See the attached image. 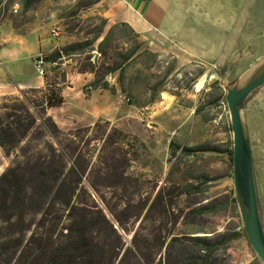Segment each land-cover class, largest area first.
Instances as JSON below:
<instances>
[{"label":"rangeland","instance_id":"374dc122","mask_svg":"<svg viewBox=\"0 0 264 264\" xmlns=\"http://www.w3.org/2000/svg\"><path fill=\"white\" fill-rule=\"evenodd\" d=\"M24 1L11 0L10 15L18 24L45 26L55 48L89 42L102 22L104 27L89 55H72L55 70L41 64L49 82L66 80L58 131L34 109L37 119L27 137L12 151L0 147V264H30L37 254L39 264H67L58 255L64 248L77 254L69 264L87 255L92 264H182L198 252L185 236L233 233L238 235L214 252L211 264H262L241 233L239 209L232 201V162L224 151L232 148V132L228 109L220 100L245 76L216 77L198 65L174 71L168 55H134L121 69L105 75L115 93L100 88L94 93L95 117L86 124L76 122L73 94L81 95L94 79L84 67L90 59L97 74H103L111 65L97 45L118 23L110 20L106 0H29L27 9ZM53 26L61 32L56 39L49 35ZM112 38L103 49L116 59L139 43L133 31L125 35L119 29ZM144 49L141 45L138 52ZM40 96L30 89L0 95L1 117ZM103 107L111 111V119L96 117ZM263 110L264 84L250 93L242 111L252 136L264 220V134L258 125ZM184 146L214 149L183 154ZM40 170L48 176H41ZM55 175L60 176L57 181ZM10 187L9 196L2 199ZM207 203L219 209L200 211Z\"/></svg>","mask_w":264,"mask_h":264},{"label":"crops","instance_id":"0c3cea01","mask_svg":"<svg viewBox=\"0 0 264 264\" xmlns=\"http://www.w3.org/2000/svg\"><path fill=\"white\" fill-rule=\"evenodd\" d=\"M106 5L110 20L127 25L142 46L172 57L174 71L198 65L216 77H241L264 61V0H106ZM10 11L8 8L0 20V95L44 87L35 57L56 47L45 26L18 24ZM64 91L63 88V97ZM97 91H91L88 97L82 91L81 95L73 94L71 114L76 122L86 124L95 117ZM65 105L64 97L61 106L46 110L59 127ZM53 111L58 112L57 116ZM110 113L103 107L96 117L111 119ZM260 116L258 125H262L264 134V110ZM245 124L252 154V136L249 124ZM252 162L254 172L253 156ZM257 201L263 217L258 196ZM261 221L264 227L263 218Z\"/></svg>","mask_w":264,"mask_h":264},{"label":"trees","instance_id":"16d2710c","mask_svg":"<svg viewBox=\"0 0 264 264\" xmlns=\"http://www.w3.org/2000/svg\"><path fill=\"white\" fill-rule=\"evenodd\" d=\"M11 0H0V17L5 15V11L7 10L9 3ZM24 8L27 9L29 6V0H25L23 3ZM104 27V22L101 23L100 29L97 32V34L90 40L89 42L86 41H75L68 43L64 46L57 47L50 52L44 54L41 56L42 63H48L51 65L52 69H57V65L63 62L64 59L70 58L72 55L75 54H85L89 55V51H92L94 49V42L97 41L100 38V34L102 32V29ZM121 30L126 34H129L132 32V30L125 25L124 23H118L111 28L108 29V31L103 35L101 40L98 42L97 47L99 48L100 55L104 57V59H108L111 62L110 66H107L105 69V72L103 74H97L96 72V66L91 64L89 59V64H86L84 67V71L93 73L94 79L88 84L84 85L82 88V92L86 97H88L91 93V91L95 89H102V90H108L110 93H115V88L110 86V84L105 79V75L112 73L116 70H119L122 68V66L134 55H149L150 57H154L157 55L156 52H152L148 50L147 48L138 52L140 49L141 44L138 43L136 46H134L131 50L126 52L125 54H122L121 57L112 58V56H109L108 52L103 49V46L107 42L113 41V36L115 35V32L117 30ZM44 75V87L42 88H31L30 90L37 91L41 94L40 98L30 102L32 105L26 106L25 104L17 105L13 107L14 111L6 112L3 117L0 115V147L6 151H12L18 143H20L27 135L30 133L31 129L34 127L36 123L37 117L35 116L33 110L39 109V112L41 115L46 116L48 122L53 126L55 131H58V127L56 126V123L53 121V119L46 114V110L51 107H58L61 106L64 103V97L62 95V88L65 85V78L63 77L62 82H49L46 74ZM61 75V74H60ZM63 75V74H62ZM57 78V75H55ZM129 100V98H128ZM230 127V126H229ZM231 128V127H230ZM174 144L173 142H169V147L172 150V154L176 152V149L173 148ZM214 148L208 147V146H197V147H191V146H184L180 147V151L183 152V154H188L191 152H195L198 150L202 151H208ZM229 154V159L232 162V148H228V150H224ZM41 176H48V174L40 170ZM60 176L55 175L53 176V179L55 181L58 180ZM189 186H192L189 184ZM12 191L11 187L4 190V196H2V199L9 196V193ZM5 201V200H4ZM233 202H236V198H232ZM218 206L212 203H207L199 208L202 212H215L218 210ZM241 233L245 235L243 227H241ZM238 234H230L228 236L221 235L216 238H212L210 236L204 235V236H185L184 239H186L189 244L194 247L198 252L196 255L190 254L188 260L183 262L182 264H211L212 256L214 252L219 249L220 246L223 248L226 247V243L234 238ZM176 237L171 239V242H175ZM199 253V254H198ZM58 255H60L62 261H65L67 264L68 262L72 261V259L75 258L77 255L74 253L70 248H64L58 252ZM86 256V255H84ZM41 256L40 254L35 255L31 259L30 264H39L38 261L40 260ZM91 255H87L86 260H82L81 262H84L85 264H92L91 261ZM81 262H78L77 264H81ZM76 263V262H75ZM254 264V263H252ZM260 264V263H256Z\"/></svg>","mask_w":264,"mask_h":264},{"label":"water","instance_id":"95a60500","mask_svg":"<svg viewBox=\"0 0 264 264\" xmlns=\"http://www.w3.org/2000/svg\"><path fill=\"white\" fill-rule=\"evenodd\" d=\"M40 58L38 55L35 60L39 61ZM263 84L264 61L251 69L245 78L229 87L224 96L232 132V178L235 198L245 235L262 264L264 227L258 208L250 139L242 111L250 93Z\"/></svg>","mask_w":264,"mask_h":264},{"label":"built area","instance_id":"2783aa9c","mask_svg":"<svg viewBox=\"0 0 264 264\" xmlns=\"http://www.w3.org/2000/svg\"><path fill=\"white\" fill-rule=\"evenodd\" d=\"M17 9L16 8H13V12H16ZM61 32H60V29L56 26H53L50 28V35L53 37V38H58L60 36ZM37 63V69H38V72L40 75L43 74V69H42V61H41V58L39 61H36ZM212 68H215V65L212 66ZM220 106L223 107L224 109H228V106H227V103L226 101L223 99V100H220Z\"/></svg>","mask_w":264,"mask_h":264},{"label":"bare ground","instance_id":"6f19581e","mask_svg":"<svg viewBox=\"0 0 264 264\" xmlns=\"http://www.w3.org/2000/svg\"><path fill=\"white\" fill-rule=\"evenodd\" d=\"M203 77L198 81V83H197V85H196V87L197 88H200L201 87V85H202V83H203Z\"/></svg>","mask_w":264,"mask_h":264},{"label":"clouds","instance_id":"9594fccd","mask_svg":"<svg viewBox=\"0 0 264 264\" xmlns=\"http://www.w3.org/2000/svg\"><path fill=\"white\" fill-rule=\"evenodd\" d=\"M41 57V56H40ZM225 99V98H224Z\"/></svg>","mask_w":264,"mask_h":264}]
</instances>
